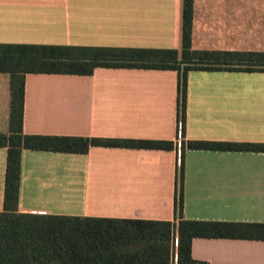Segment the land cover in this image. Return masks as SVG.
<instances>
[{"label":"crops","instance_id":"0c3cea01","mask_svg":"<svg viewBox=\"0 0 264 264\" xmlns=\"http://www.w3.org/2000/svg\"><path fill=\"white\" fill-rule=\"evenodd\" d=\"M194 0L197 50L260 51L242 13ZM184 0H0V44L182 48ZM178 73L97 68L92 75L27 74L30 135L178 140ZM11 74L0 73V134L10 133ZM191 140L264 143V73L191 71ZM178 149L92 147L86 154L23 150L18 210L54 216L175 221ZM7 148L0 147V212ZM187 220L264 223V153L184 155ZM195 264H264V241L196 238Z\"/></svg>","mask_w":264,"mask_h":264},{"label":"trees","instance_id":"16d2710c","mask_svg":"<svg viewBox=\"0 0 264 264\" xmlns=\"http://www.w3.org/2000/svg\"><path fill=\"white\" fill-rule=\"evenodd\" d=\"M194 0H184L182 48H124L0 44V73L11 74L10 133L4 211L0 212V264H195L196 238L264 241V223L187 220L184 155L190 150L264 153V143L183 141L177 174L175 221L81 218L18 210L23 150L86 154L92 147L174 150L168 140L30 135L23 131L27 74L92 75L97 68L172 70L178 73V137H185L191 71L264 73V52L197 50L192 46Z\"/></svg>","mask_w":264,"mask_h":264},{"label":"rangeland","instance_id":"374dc122","mask_svg":"<svg viewBox=\"0 0 264 264\" xmlns=\"http://www.w3.org/2000/svg\"><path fill=\"white\" fill-rule=\"evenodd\" d=\"M210 2L215 3L213 0ZM222 7L230 8L236 5L237 13H242V21L245 24L246 33L251 32L247 42L263 43L264 41V0H220Z\"/></svg>","mask_w":264,"mask_h":264},{"label":"built area","instance_id":"2783aa9c","mask_svg":"<svg viewBox=\"0 0 264 264\" xmlns=\"http://www.w3.org/2000/svg\"><path fill=\"white\" fill-rule=\"evenodd\" d=\"M185 141L182 137H179L177 140V149H178V161L177 165L181 166V148H182V142Z\"/></svg>","mask_w":264,"mask_h":264}]
</instances>
